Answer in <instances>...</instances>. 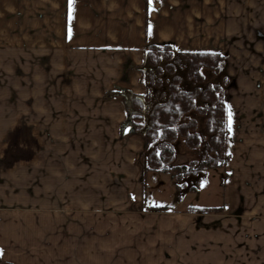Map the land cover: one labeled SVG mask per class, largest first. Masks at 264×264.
<instances>
[{"label": "crops", "instance_id": "1", "mask_svg": "<svg viewBox=\"0 0 264 264\" xmlns=\"http://www.w3.org/2000/svg\"><path fill=\"white\" fill-rule=\"evenodd\" d=\"M162 44L226 57L229 158L206 172L208 204L205 180L148 199L163 175L142 183L144 140L120 135L123 101L104 99L143 94L136 68ZM0 259L264 264V0H0Z\"/></svg>", "mask_w": 264, "mask_h": 264}, {"label": "trees", "instance_id": "2", "mask_svg": "<svg viewBox=\"0 0 264 264\" xmlns=\"http://www.w3.org/2000/svg\"><path fill=\"white\" fill-rule=\"evenodd\" d=\"M143 94L111 91L104 99H122L126 118L120 135L134 133L144 140L138 160L142 183L148 174L169 173L175 201L198 192L207 171L228 161L229 134L225 91L232 80L226 74V57L220 53L177 51L169 44L144 49L136 68ZM168 206L141 205L140 209L167 211ZM206 214L217 209L189 207ZM0 264L4 263L0 259Z\"/></svg>", "mask_w": 264, "mask_h": 264}, {"label": "rangeland", "instance_id": "3", "mask_svg": "<svg viewBox=\"0 0 264 264\" xmlns=\"http://www.w3.org/2000/svg\"><path fill=\"white\" fill-rule=\"evenodd\" d=\"M207 174H208V171H207ZM156 175H163V176H159V177L157 176V178H155V180L153 181L154 182L153 185L151 187L147 186L148 199L152 202H158V201L164 202V204H169L168 202H172V200L175 201V189H174L173 183L170 181L171 175L169 173L156 174ZM162 177H164V178H162ZM169 183H171V184H169ZM203 183L206 186L201 190V192L205 191V189H206V191L203 192L201 196H199V193L197 195L191 194V196H189V197H191L190 198L191 201L196 202V201H198V198L200 197V198H202V203L208 204V194H209L208 188H212V187L216 186L217 181H216V184L214 185V180H212V178L210 176H207V179ZM158 184L164 185V187L162 188V190L156 191V190H154L153 187L157 188ZM170 195H171V198L169 197ZM173 196H174V199H173ZM162 206H165V205H162Z\"/></svg>", "mask_w": 264, "mask_h": 264}, {"label": "snow or ice", "instance_id": "4", "mask_svg": "<svg viewBox=\"0 0 264 264\" xmlns=\"http://www.w3.org/2000/svg\"><path fill=\"white\" fill-rule=\"evenodd\" d=\"M151 2V0H150ZM72 3V0H69V4L71 5ZM69 16H70V19H71V11L69 13ZM231 124H232V117H231V113H229V118H228V128H229V131H231Z\"/></svg>", "mask_w": 264, "mask_h": 264}]
</instances>
